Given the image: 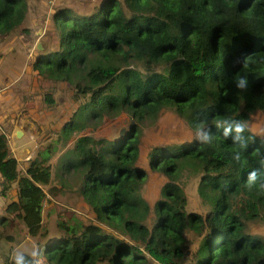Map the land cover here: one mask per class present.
Returning <instances> with one entry per match:
<instances>
[{
	"label": "trees",
	"instance_id": "16d2710c",
	"mask_svg": "<svg viewBox=\"0 0 264 264\" xmlns=\"http://www.w3.org/2000/svg\"><path fill=\"white\" fill-rule=\"evenodd\" d=\"M27 14V0H0V41ZM52 22L33 70L74 92L61 132L63 146L73 145L59 169L95 221H59L64 232L44 244L46 263L264 264V237L251 230L264 222V136L248 126L264 113V0H100L90 13L59 6ZM46 100L54 105L52 93ZM167 110L191 136L145 148L149 126ZM122 114L130 120L117 139L84 133ZM53 148L22 173L0 129V193H15L1 211L3 243L45 235L44 208L61 191L43 188ZM153 173L165 181L152 204L144 188ZM185 174L198 178L206 214L187 210ZM6 257L39 264L26 253Z\"/></svg>",
	"mask_w": 264,
	"mask_h": 264
},
{
	"label": "rangeland",
	"instance_id": "374dc122",
	"mask_svg": "<svg viewBox=\"0 0 264 264\" xmlns=\"http://www.w3.org/2000/svg\"><path fill=\"white\" fill-rule=\"evenodd\" d=\"M99 2L100 0H27L28 14L23 25L0 41V103L7 105L0 111V129L8 135L12 153L18 159L22 173L41 149L48 145L54 146L55 152L51 159L53 177L51 183L43 185V188L47 192L52 186L61 190L50 198L52 202L47 203L44 208L45 235L23 240L20 244L12 242L13 253L10 260L23 253L36 257L39 262L41 258L44 259V244L60 237L64 232L58 226L59 221L83 224L95 221V216L76 192L69 175L63 174L59 169L61 157L73 145L71 142L63 146L61 132L77 106L72 98L74 92L68 83H56L40 76L33 70V63L40 53L39 47L52 29V16L59 6L68 5L80 13H90ZM50 45L52 49L58 46L54 42ZM47 93L53 94L52 106L46 100ZM129 120L130 116L127 114L115 118L106 117L100 127L87 129L84 133L99 139L114 140L126 132ZM248 126L255 134L264 136V113L253 114ZM191 134L185 123L174 112L167 110L156 124L149 126L143 145L145 148L154 144L173 145ZM60 174H63V178ZM164 181V177L153 173L146 184L144 195L152 204L158 198ZM198 181V178L186 174L182 177L181 184L189 198L187 210L206 214L208 209L201 203L197 190ZM14 222H11L12 226ZM19 223L20 220H17V224ZM251 230L264 237V222L253 223ZM191 238L193 248H197L200 238ZM2 240L0 239V264H6L9 249L8 243H3ZM191 263L190 259L184 264ZM152 264L160 263L153 260Z\"/></svg>",
	"mask_w": 264,
	"mask_h": 264
},
{
	"label": "crops",
	"instance_id": "0c3cea01",
	"mask_svg": "<svg viewBox=\"0 0 264 264\" xmlns=\"http://www.w3.org/2000/svg\"><path fill=\"white\" fill-rule=\"evenodd\" d=\"M7 105H4V104H1L0 103V111L1 110H3L2 108L4 107H6ZM2 115H0V117H1ZM0 123H2V120H0ZM15 186V185H14ZM1 188H2V186L0 185V192H1ZM13 198H15V193L14 192H8V196L6 197L5 195H3V194H1L0 193V227H1V222H2V218H1V211L3 210V208L5 207V205H6V203L10 200V199H13ZM15 221V220H14ZM0 230H1V228H0ZM31 236H27V238H25V241L27 240H31ZM8 243V245H7V248L9 249V251H7V255H10V254H12L13 253V248H12V246L13 245H11V244H13L12 242H7ZM3 245V244H2Z\"/></svg>",
	"mask_w": 264,
	"mask_h": 264
},
{
	"label": "clouds",
	"instance_id": "9594fccd",
	"mask_svg": "<svg viewBox=\"0 0 264 264\" xmlns=\"http://www.w3.org/2000/svg\"><path fill=\"white\" fill-rule=\"evenodd\" d=\"M243 84H244V82L241 81V85H240V86H243ZM242 130H243V129H242L241 126H238L237 129H236L237 132H240V131H242ZM256 179H257V178H256L255 173L251 174L250 179H249V183H250V184H251V183H255V182H256ZM260 186H261V188H264V184H261ZM20 260H22V258H18V264H19Z\"/></svg>",
	"mask_w": 264,
	"mask_h": 264
},
{
	"label": "water",
	"instance_id": "95a60500",
	"mask_svg": "<svg viewBox=\"0 0 264 264\" xmlns=\"http://www.w3.org/2000/svg\"><path fill=\"white\" fill-rule=\"evenodd\" d=\"M40 53L36 56L37 58H41L44 55L43 51H39Z\"/></svg>",
	"mask_w": 264,
	"mask_h": 264
},
{
	"label": "built area",
	"instance_id": "2783aa9c",
	"mask_svg": "<svg viewBox=\"0 0 264 264\" xmlns=\"http://www.w3.org/2000/svg\"><path fill=\"white\" fill-rule=\"evenodd\" d=\"M38 263H39V264H47L46 261H44L43 258L40 259V262H39V260H38Z\"/></svg>",
	"mask_w": 264,
	"mask_h": 264
}]
</instances>
